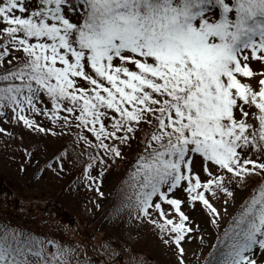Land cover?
<instances>
[{
    "label": "snow or ice",
    "instance_id": "1",
    "mask_svg": "<svg viewBox=\"0 0 264 264\" xmlns=\"http://www.w3.org/2000/svg\"><path fill=\"white\" fill-rule=\"evenodd\" d=\"M216 7L218 18L206 15ZM9 112L45 134L52 129L36 116L49 118L72 143L83 142L81 179L98 197L109 165L126 159L136 141L112 215L127 210L147 223L175 264H187L183 245L197 230L183 205L202 204L218 225L213 198L235 199L234 189L255 182L206 264H258L264 0H38L31 9L26 0H0V116ZM66 155L56 157L60 170ZM75 257L74 248L52 239L2 228L0 264H90Z\"/></svg>",
    "mask_w": 264,
    "mask_h": 264
},
{
    "label": "rangeland",
    "instance_id": "2",
    "mask_svg": "<svg viewBox=\"0 0 264 264\" xmlns=\"http://www.w3.org/2000/svg\"><path fill=\"white\" fill-rule=\"evenodd\" d=\"M37 3L38 0H26L29 9ZM206 15L218 18L216 12L210 11ZM230 18L234 19V10ZM252 66L254 71L260 68L259 64ZM241 79L242 82L255 84V80ZM10 116V112L8 116H0V128L5 130L0 133V172L23 182L32 181L37 189L52 195L62 203L64 210L72 214V223L58 225L52 214L44 210L43 205L47 199L38 193L35 199L37 206L32 205L35 201L24 200L33 193L16 195L11 200L13 202L7 205L2 196L0 211L9 215H12L10 210L16 211L18 215L15 221L37 230L48 239L74 248L75 258L87 259L90 264H175L173 250L161 244L158 235L154 234L155 230L147 223L130 217L126 210L115 216L112 215L113 209L107 211L113 192L121 180L123 166L140 148L136 141H133L126 159L113 161L109 165L111 170L103 188L105 195L98 197L81 179V162L87 160V155L82 154L83 142L72 143L75 137L59 124H53L49 118L36 116L42 126L52 129V132L45 134L17 123ZM65 151L67 155L63 157V169L60 170L56 167V157ZM49 163H53L55 171L48 167ZM256 179L258 181L259 178ZM255 186L256 183L250 181L246 189H234L235 199L224 197L222 193L220 196L223 198H213L222 213L218 225L208 222L207 210L202 204L189 202L183 205L182 210L189 215L197 229L183 245L187 264H204L218 235ZM175 195L182 201L186 200L182 190H177ZM224 199H228L227 205ZM47 251H54V246L48 245ZM254 255L258 264H264V253L257 248L254 249Z\"/></svg>",
    "mask_w": 264,
    "mask_h": 264
},
{
    "label": "trees",
    "instance_id": "3",
    "mask_svg": "<svg viewBox=\"0 0 264 264\" xmlns=\"http://www.w3.org/2000/svg\"><path fill=\"white\" fill-rule=\"evenodd\" d=\"M210 11L217 12V15L219 16V8L218 7L211 8ZM234 18H235V13H234ZM130 160H129L130 162L129 161L126 162V164L123 166L121 180L119 181V183L117 184V186L113 192V195H112L110 202L108 204V207H107V211L113 209V207L118 203L116 189L119 186H121L122 181L127 178V173L130 171L129 165L134 163L132 158ZM252 192L248 193L246 199L252 194ZM27 193H33V194L31 196L29 195L28 197H26L27 199H24V200L35 201V199L37 198V193L40 194L43 198L47 199L43 205L45 207L44 210L47 212H50L52 214L53 218L58 223V225L72 223V214H70L68 211L64 210V208L62 207V203L59 200H57L56 198H54L52 195H49V194L47 195L45 192L37 189V186L34 185V183L32 181L23 182V181L15 179V178H13V177H11V176L3 173V172H0V198H2V196L5 198V202H4L5 205L13 202L11 200L14 196H16V195H23L24 196ZM35 204H36V201L32 202V205H35ZM21 206L24 207L23 204ZM35 206H37V204ZM10 213L13 216L9 215L3 211H0V234H2L3 226L7 225L9 229L22 230V231L30 233L33 237H38L41 239H48L47 236H45L44 234H40L37 230H35L31 227H28L27 225H23L19 221H15L17 219V215H18V213L16 211L10 210ZM13 217H14V220L12 219ZM232 218L230 221H232ZM27 223L32 224V222H29V221H27ZM229 223L222 230V233L220 235H218L219 238L223 239V233L229 227ZM215 245H217V239H216L215 244L213 245L212 249L210 250V252L216 251V248L214 247ZM221 250H222V248H221ZM207 258H208V255H207L206 259ZM206 259L204 261V264H206Z\"/></svg>",
    "mask_w": 264,
    "mask_h": 264
},
{
    "label": "clouds",
    "instance_id": "4",
    "mask_svg": "<svg viewBox=\"0 0 264 264\" xmlns=\"http://www.w3.org/2000/svg\"><path fill=\"white\" fill-rule=\"evenodd\" d=\"M127 211V210H126Z\"/></svg>",
    "mask_w": 264,
    "mask_h": 264
}]
</instances>
